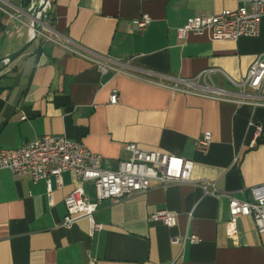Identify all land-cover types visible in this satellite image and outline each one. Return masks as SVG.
Wrapping results in <instances>:
<instances>
[{
    "label": "crops",
    "instance_id": "0c3cea01",
    "mask_svg": "<svg viewBox=\"0 0 264 264\" xmlns=\"http://www.w3.org/2000/svg\"><path fill=\"white\" fill-rule=\"evenodd\" d=\"M26 1L0 0V58L28 40L27 9L38 0L27 7ZM49 1L40 33L0 72V150L64 137L115 170L132 143L193 161L198 184L151 181L146 192L102 201L94 214L102 230L90 236L86 219L62 222L64 199L79 186L97 202L93 184L66 172L61 187L52 179L48 196L43 180L2 170L0 264H264V233L251 217L238 219L234 238L226 232L227 196L250 200V188L264 184V107L236 102V84L264 54V17L256 37L220 42L205 33L181 40L177 29L188 19L237 9L241 0ZM144 15L151 20L137 30L133 22ZM98 64L124 65L125 73L102 72ZM179 81L191 84L178 90ZM211 87L228 100L207 95ZM246 93L252 100L255 93ZM205 133L211 141L199 152ZM202 182L209 183L205 189ZM158 210L175 212L176 225L152 221ZM185 235L198 242L171 243Z\"/></svg>",
    "mask_w": 264,
    "mask_h": 264
},
{
    "label": "built area",
    "instance_id": "2783aa9c",
    "mask_svg": "<svg viewBox=\"0 0 264 264\" xmlns=\"http://www.w3.org/2000/svg\"><path fill=\"white\" fill-rule=\"evenodd\" d=\"M240 6L234 10H225L218 14L200 15L190 18L177 29V37L181 40L190 35L208 34L211 41L236 42L242 37H256L259 34L260 22L264 17V0H241ZM28 11H31L29 7ZM150 18L146 15L134 21L133 25L141 30L148 25ZM102 72L108 68L125 73L124 65L108 66L98 64ZM210 72V71H207ZM204 76V74L202 75ZM149 81V80H148ZM151 82V81H150ZM187 81H179L173 85L180 90L181 86H189ZM264 84V54L259 55L249 68L244 80L237 83L240 92L238 103L251 102L254 106L264 107V96L261 89ZM247 90L255 94L250 100ZM207 95L215 99L228 100L224 91L209 88ZM115 91L110 95L109 102L117 103ZM256 138L261 134V126L256 125ZM211 137L205 133L196 142V150L206 152ZM129 153L127 160L119 161L115 170L101 167V156L87 150L82 144L64 137L43 136L30 143L23 144L18 149L0 150V172L8 170L16 177H30L35 183L43 180L48 196L52 192L51 181L56 186H62V175L66 172L74 174L77 181L94 185L97 202L91 203L79 186L64 199L66 217L62 225L69 227L77 218L88 222L89 235L102 230V225L94 220V214L102 201H120L136 193L146 192L151 181H157L162 186L170 184H194L192 181L193 161L158 151H146L135 144L125 146ZM209 183H199L204 189ZM250 200L241 201L228 197L229 220L226 223L228 237L234 238L237 233V221L242 217H251L259 234L264 233V184L250 188ZM221 196V195H220ZM225 196V195H222ZM152 221H158L167 227L176 225V213L168 210H158L151 215ZM196 235H185L181 239L173 238L172 244H195ZM89 264H95L90 262Z\"/></svg>",
    "mask_w": 264,
    "mask_h": 264
},
{
    "label": "water",
    "instance_id": "95a60500",
    "mask_svg": "<svg viewBox=\"0 0 264 264\" xmlns=\"http://www.w3.org/2000/svg\"><path fill=\"white\" fill-rule=\"evenodd\" d=\"M44 3L47 5V8H50L49 0H38L35 5L33 2L30 4L29 7H31V11L28 12H30L32 22L29 26L30 33L28 40L18 50L0 58V72L4 67L8 66L14 60L20 57L25 52V50L31 45V43L34 41L36 36L40 33L41 25L45 24L46 22V15L44 14L46 13L47 9L44 12L42 11V4Z\"/></svg>",
    "mask_w": 264,
    "mask_h": 264
},
{
    "label": "trees",
    "instance_id": "16d2710c",
    "mask_svg": "<svg viewBox=\"0 0 264 264\" xmlns=\"http://www.w3.org/2000/svg\"><path fill=\"white\" fill-rule=\"evenodd\" d=\"M29 4H30V0H27L24 5L27 7Z\"/></svg>",
    "mask_w": 264,
    "mask_h": 264
},
{
    "label": "rangeland",
    "instance_id": "374dc122",
    "mask_svg": "<svg viewBox=\"0 0 264 264\" xmlns=\"http://www.w3.org/2000/svg\"><path fill=\"white\" fill-rule=\"evenodd\" d=\"M42 11H43V12L45 11V7L43 8ZM46 14H47V13H45L44 15H46ZM44 25H45V24H42L41 27L44 26Z\"/></svg>",
    "mask_w": 264,
    "mask_h": 264
},
{
    "label": "bare ground",
    "instance_id": "6f19581e",
    "mask_svg": "<svg viewBox=\"0 0 264 264\" xmlns=\"http://www.w3.org/2000/svg\"><path fill=\"white\" fill-rule=\"evenodd\" d=\"M44 5H45V3L44 4H42V10H43V7H44ZM29 17V16H28Z\"/></svg>",
    "mask_w": 264,
    "mask_h": 264
}]
</instances>
